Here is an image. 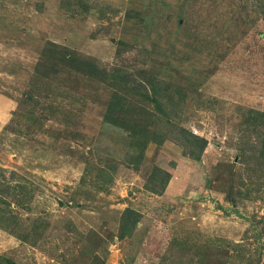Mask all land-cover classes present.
<instances>
[{
    "label": "rangeland",
    "instance_id": "374dc122",
    "mask_svg": "<svg viewBox=\"0 0 264 264\" xmlns=\"http://www.w3.org/2000/svg\"><path fill=\"white\" fill-rule=\"evenodd\" d=\"M263 150L264 0H0V264H264Z\"/></svg>",
    "mask_w": 264,
    "mask_h": 264
},
{
    "label": "trees",
    "instance_id": "16d2710c",
    "mask_svg": "<svg viewBox=\"0 0 264 264\" xmlns=\"http://www.w3.org/2000/svg\"><path fill=\"white\" fill-rule=\"evenodd\" d=\"M113 108H114V105L112 104L109 108L107 117L111 115L110 112L113 111ZM263 156H264V150H263ZM126 215H127V221L122 227V237L121 238H126L132 235L135 227L138 225L139 220L141 218V215L139 213L131 209L127 210Z\"/></svg>",
    "mask_w": 264,
    "mask_h": 264
}]
</instances>
